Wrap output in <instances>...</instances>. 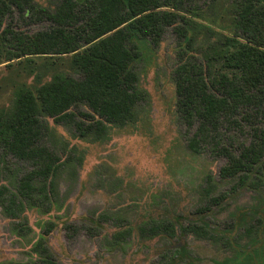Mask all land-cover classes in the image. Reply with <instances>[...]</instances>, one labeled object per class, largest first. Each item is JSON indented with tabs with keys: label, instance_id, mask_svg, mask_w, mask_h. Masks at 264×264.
<instances>
[{
	"label": "rangeland",
	"instance_id": "rangeland-1",
	"mask_svg": "<svg viewBox=\"0 0 264 264\" xmlns=\"http://www.w3.org/2000/svg\"><path fill=\"white\" fill-rule=\"evenodd\" d=\"M35 1L48 7L56 2ZM184 7L190 10L180 13L212 32L195 33L189 47L173 26L164 28L157 45L147 38L136 41L140 56L133 66L138 86L148 97L137 104L133 121L107 124L106 137L93 140L77 136L71 124L42 118L46 128L41 142L62 161L53 179L50 210L43 213L42 205L40 209L25 203L18 217H8L0 206V262L34 258L31 245L44 222L51 220L54 227L45 241L56 264H264V175L255 187L237 175L221 178L226 158L217 154L221 146L238 154L252 140L255 127L264 129V121L256 109H241L247 120L241 114L240 124L222 119L194 153L186 142L198 121L187 125L175 106L173 71L180 56L198 62L217 35H231L236 5L233 0H186ZM29 19L13 11L3 24L27 34L51 25ZM29 57L30 62L0 60V108L11 105L16 88L36 86V76L45 81L55 70L66 69L69 54ZM38 167L0 147V184L8 190L15 191L19 179ZM99 213L110 217L99 220ZM151 218L171 220L175 235L139 236L137 226ZM18 221L29 226L25 235L18 231ZM188 222L201 223L216 234L200 238L184 232ZM254 223L256 232L247 234L244 226ZM126 227L129 235L112 238Z\"/></svg>",
	"mask_w": 264,
	"mask_h": 264
},
{
	"label": "trees",
	"instance_id": "trees-1",
	"mask_svg": "<svg viewBox=\"0 0 264 264\" xmlns=\"http://www.w3.org/2000/svg\"><path fill=\"white\" fill-rule=\"evenodd\" d=\"M185 1L56 0L48 7L35 0H0V60L23 58L30 62L33 55L69 54L66 69L55 70L45 81L36 76V86L16 88L11 105L0 108V147L17 159L39 165L19 179L15 191L0 184V206L5 215L18 217L25 203L43 206V213L50 210L53 179L62 161L41 142L46 128L43 117L71 124L79 137H106L107 124L121 126L133 121L137 104L148 97L138 86L133 66L140 56L138 39L147 38L157 45L164 28L173 26L189 47L195 33L212 32L180 13L190 10L184 7ZM233 2V33L217 35L198 62L189 60L192 56H180L173 71L176 112L187 125L198 121L186 142L194 153L200 152L204 135H212L222 119L240 124L241 109H256L264 121V0ZM13 11L51 25L31 34L12 31L3 22ZM240 117L248 119L243 114ZM217 154L226 158L219 169L221 178L237 175L241 182L258 186L264 175V129L255 127L252 140L238 154L224 146ZM35 180L41 184L35 186ZM206 180L211 182L209 176ZM205 193H209L208 186ZM109 217L106 213L97 216L103 221ZM19 222L18 231L25 235L29 226ZM53 227V221L44 222L31 245L34 258L0 264H56L45 241ZM257 227L258 223L248 224L244 230L250 234ZM182 230L200 238L216 234L197 222H188ZM130 232L126 227L114 232L112 238H124ZM137 232L143 237L173 236L176 228L171 220L151 218L139 224Z\"/></svg>",
	"mask_w": 264,
	"mask_h": 264
}]
</instances>
